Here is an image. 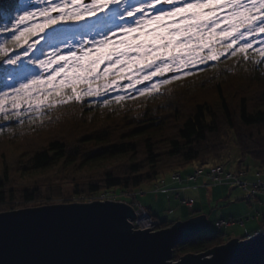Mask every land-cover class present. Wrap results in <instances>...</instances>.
Listing matches in <instances>:
<instances>
[{
	"label": "trees",
	"instance_id": "16d2710c",
	"mask_svg": "<svg viewBox=\"0 0 264 264\" xmlns=\"http://www.w3.org/2000/svg\"><path fill=\"white\" fill-rule=\"evenodd\" d=\"M5 25L11 27L0 19ZM133 95L121 103L86 97L42 114L0 117V208L54 195L62 183L77 193L134 189L193 160L218 162L230 136L240 163L249 155L264 171V65L225 54L154 95ZM173 222L160 219L161 226ZM221 242L220 233L199 232L176 244L173 258Z\"/></svg>",
	"mask_w": 264,
	"mask_h": 264
},
{
	"label": "snow or ice",
	"instance_id": "6c2138e0",
	"mask_svg": "<svg viewBox=\"0 0 264 264\" xmlns=\"http://www.w3.org/2000/svg\"><path fill=\"white\" fill-rule=\"evenodd\" d=\"M0 19L11 25L0 27L11 34L0 43V61L13 66L0 92L6 119L7 104L19 118L22 107L42 114L113 91L125 94L114 103L154 95L225 54L264 65V0H0ZM69 34L79 39L73 44ZM14 48L23 50L9 56Z\"/></svg>",
	"mask_w": 264,
	"mask_h": 264
},
{
	"label": "water",
	"instance_id": "95a60500",
	"mask_svg": "<svg viewBox=\"0 0 264 264\" xmlns=\"http://www.w3.org/2000/svg\"><path fill=\"white\" fill-rule=\"evenodd\" d=\"M135 216L114 200L0 211V264H264V232L175 261V245L208 227L206 215L155 230L133 228Z\"/></svg>",
	"mask_w": 264,
	"mask_h": 264
},
{
	"label": "rangeland",
	"instance_id": "374dc122",
	"mask_svg": "<svg viewBox=\"0 0 264 264\" xmlns=\"http://www.w3.org/2000/svg\"><path fill=\"white\" fill-rule=\"evenodd\" d=\"M31 3H35V0H23V5H28ZM37 22H39V18H37ZM68 38L73 44L76 42L77 39H79L78 36L72 37L71 34H69ZM5 39H7V35L5 34V32H0V43H3ZM32 39L34 40L36 39V37ZM43 47H44V42H41V44L39 45V48L41 49V51L45 53L50 51L49 48L44 47L43 49ZM60 47L61 49L66 50L64 49V45H61ZM256 47H259V45L257 44ZM22 50L23 49L21 48H17V49L15 48L14 50H12V52H10L9 56H11L13 53L19 54ZM41 51H37L35 55L39 57L40 59H44V56L41 55ZM203 65L204 64L195 66L192 71L193 72L196 71ZM12 67L13 66H9L7 64H5L2 67L0 66V92H7L8 88L5 85L12 83L9 77L5 75V69L11 70ZM53 67H55V65H53ZM103 67L104 65H101V69ZM36 71L39 72V69H36ZM167 75H171V73ZM121 83H127V81H122ZM148 83L150 82H147V81L145 82V84H148ZM13 86L18 87L19 85L15 84ZM144 86L145 85H137V87H144ZM117 95L124 96L125 94L124 92L113 91V92L107 93L106 95H103L100 97H92V98L102 99L104 97H110V96L115 97ZM6 107L9 109L6 115L15 117L12 115V112H11V104H7ZM21 111L23 112V115L19 118L36 113L32 109L25 110L23 107ZM0 117H5V114H0ZM227 142H228V147H229L225 151V155L227 156L225 158H222L218 162H216V160L214 159H210L208 163L200 164L197 160H193V161H190L189 164L184 168H175L173 170L166 171L162 173L156 180L152 182H145L137 186L134 189L111 187V188H104L102 190L95 191V192L77 193V192L72 191V188H73L72 184L62 183L61 184L62 187L60 191L57 193H54V195L52 194L51 196H48V197L43 196L38 200L37 199L29 200L23 205H20L21 202L19 199H15L14 208L12 207L7 208V209L0 208V211H7L10 209L34 207V206L54 204V203L85 202V198L81 196H85L88 199H92V201L100 199V200H114V201H123V202L126 201L127 202V201L132 200L131 203L138 201L151 214L159 213L158 215L161 219H175L176 216H180V215H183L184 217L185 216L184 214L186 212L211 211V214L209 217L210 225L204 229L206 232L209 233L210 231H215V229L227 232L232 229L234 231L236 230V233H237L242 228L240 226V229L238 230L237 228L239 227V225L240 224L243 225L244 222L248 219H253V216L250 213L248 215L246 214V215L238 216V217H235L232 215L229 216L228 214L229 210H254V211L257 210L255 214H258V211H259L258 209H262L264 211V187L260 188L256 192V195L254 196L249 195V188L252 186V183L257 182L260 178L264 180V171L260 168L259 163L249 155H246L243 159V162L240 163L239 150L233 141V136H230L227 139ZM214 162L219 163V164L223 163L225 164L226 169L232 170L236 174H238V176L242 180H244V182H246L245 188L244 186L238 184V182L233 179L231 181L213 183L210 181V179L208 178L205 172L197 175L195 179L188 180V181L187 180L178 181L172 178V174L176 172L177 170H180L182 176L186 177V175L190 172H193L196 167L203 166L206 170L208 169V167L212 166ZM247 166L248 168H246ZM156 182L159 183L158 185L160 189H155L156 185L154 184ZM161 188H164V189H161ZM128 189L129 191L133 190L135 192L134 197L132 195L126 194L123 191V190L128 191ZM114 193H116L117 195H114ZM190 198L194 200L191 204H186L181 201V199H190ZM213 211H218V214L214 213ZM224 215H228V216L225 217ZM242 217L245 219L243 223L235 221L233 222L235 223L234 226L229 228V230L227 231H226V226L223 225V227L222 226L220 227L216 223V221L221 218L225 220H230V219H237V218H242ZM160 227H165V226H161L159 224L157 228H154V229L150 228V229L155 230ZM133 228H144V227L133 226ZM258 232H264V226L259 225V227H257L256 229L244 233L243 237H236V238H246L247 236H251L252 234H255ZM216 233L222 234L220 231ZM230 239L229 238L226 239L222 236V242L220 244H223ZM182 255H180L178 258H173V255H172L171 258L176 261Z\"/></svg>",
	"mask_w": 264,
	"mask_h": 264
},
{
	"label": "built area",
	"instance_id": "2783aa9c",
	"mask_svg": "<svg viewBox=\"0 0 264 264\" xmlns=\"http://www.w3.org/2000/svg\"><path fill=\"white\" fill-rule=\"evenodd\" d=\"M205 172L206 175L208 176V178L210 179L211 182L213 183H217V182H223V181H231L232 179L237 181L238 184L244 186L245 188V183L244 180H242L238 174H236L234 171L232 170H228L226 169L225 164L223 163H215L212 166L208 167V169L205 170L204 167L199 166L196 167L195 170L193 172H190L186 175V177H183L181 174L180 170H177L176 172H174L172 174V178L174 180H178V181H183V180H193L196 178L197 175L201 174ZM239 177V178H237ZM159 183L156 182L154 185H156L155 189H160L159 188ZM264 187V180L263 179H259L257 182L252 183V186L249 188V195L254 196L256 195V192L260 189ZM164 189V188H161ZM131 190V189H130ZM126 194L128 195H132L133 197L134 195V191L131 190L128 191L127 190H123ZM114 195H117L116 193H114ZM179 195V194H177ZM248 195V196H249ZM85 198V202H92V199H88L85 196H81ZM95 199V198H93ZM100 200V199H99ZM181 201L183 203L186 204H191L194 200L192 198L190 199H181ZM133 207L135 209V213L136 216L132 221V225L135 227H150L151 229L157 228L160 224V220L153 216L141 203H139L138 201L133 202ZM244 218H237V219H230V220H225V219H219L216 221L217 225H219L220 227L229 223H233L235 221L243 223L244 222Z\"/></svg>",
	"mask_w": 264,
	"mask_h": 264
},
{
	"label": "crops",
	"instance_id": "0c3cea01",
	"mask_svg": "<svg viewBox=\"0 0 264 264\" xmlns=\"http://www.w3.org/2000/svg\"><path fill=\"white\" fill-rule=\"evenodd\" d=\"M258 214H255V212L257 211H254V210H229V216H235V217H238V216H243V215H248L249 213L253 216V219H248L244 222L243 225H239V227L237 228L238 230L240 229V226L242 227L241 230H239L237 233H236V230H229V228H231L232 226H234L235 223H229V224H226L224 226H226V231H222V230H216L215 231H210L209 233L206 232L205 230H203L202 232H206L208 234H215L216 232H221L222 236L226 239H230V238H235V237H243L244 233L246 232H249V231H252L254 229H256L257 227H259V225H262L264 226V211L262 209H258ZM214 213L218 214V211H213ZM220 212V211H219ZM153 215H155L159 220L161 219L159 217V213H152ZM200 214H205L208 221H209V225H210V220H209V217H210V214H211V211H200V212H186L183 217V215H180V216H176L175 219H165V220H168V221H177V220H186L190 217H194V216H197V215H200ZM219 216V215H218ZM225 217L228 216V215H224ZM223 219V218H221ZM247 219V217H246ZM163 220V219H161ZM208 225V226H209ZM223 227V226H222ZM207 228V227H206Z\"/></svg>",
	"mask_w": 264,
	"mask_h": 264
},
{
	"label": "bare ground",
	"instance_id": "6f19581e",
	"mask_svg": "<svg viewBox=\"0 0 264 264\" xmlns=\"http://www.w3.org/2000/svg\"><path fill=\"white\" fill-rule=\"evenodd\" d=\"M44 47H45V44H44ZM44 47H43V49H44ZM126 202V201H125ZM132 202V200L131 201H127L126 203H128V204H130V205H132L133 206V203H131Z\"/></svg>",
	"mask_w": 264,
	"mask_h": 264
}]
</instances>
